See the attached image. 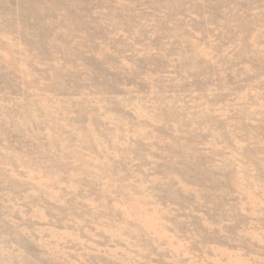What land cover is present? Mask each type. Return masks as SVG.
Masks as SVG:
<instances>
[{"label": "rangeland", "instance_id": "1", "mask_svg": "<svg viewBox=\"0 0 264 264\" xmlns=\"http://www.w3.org/2000/svg\"><path fill=\"white\" fill-rule=\"evenodd\" d=\"M0 264H264V0H0Z\"/></svg>", "mask_w": 264, "mask_h": 264}]
</instances>
